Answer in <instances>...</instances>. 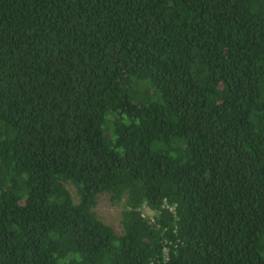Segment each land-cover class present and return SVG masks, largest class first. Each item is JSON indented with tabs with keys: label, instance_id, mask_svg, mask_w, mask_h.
<instances>
[{
	"label": "trees",
	"instance_id": "trees-1",
	"mask_svg": "<svg viewBox=\"0 0 264 264\" xmlns=\"http://www.w3.org/2000/svg\"><path fill=\"white\" fill-rule=\"evenodd\" d=\"M0 264H264V0H0Z\"/></svg>",
	"mask_w": 264,
	"mask_h": 264
},
{
	"label": "rangeland",
	"instance_id": "rangeland-1",
	"mask_svg": "<svg viewBox=\"0 0 264 264\" xmlns=\"http://www.w3.org/2000/svg\"><path fill=\"white\" fill-rule=\"evenodd\" d=\"M68 189L70 193L74 196L73 188L71 186H68ZM121 208L120 204H112L108 198L107 195L101 194L98 196L96 203L93 207V211L96 214V216L104 223L110 224L115 231H118L120 229L119 224V211ZM146 213H148L147 210H145Z\"/></svg>",
	"mask_w": 264,
	"mask_h": 264
}]
</instances>
